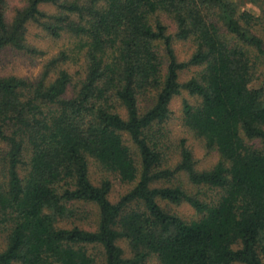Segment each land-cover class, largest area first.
I'll return each mask as SVG.
<instances>
[{"label":"trees","instance_id":"1","mask_svg":"<svg viewBox=\"0 0 264 264\" xmlns=\"http://www.w3.org/2000/svg\"><path fill=\"white\" fill-rule=\"evenodd\" d=\"M11 2L0 0V53L37 54L31 22L75 43L35 80L0 76V264H94L88 245L105 264H264L257 17L231 0H22L11 18ZM176 41L190 44L187 59ZM183 89L198 99L183 102L184 128L219 155L210 168L186 140L177 163L167 152L161 124ZM91 165L132 188L112 202V181L95 184ZM75 202L97 206L95 229L62 225ZM184 203L194 218L168 209Z\"/></svg>","mask_w":264,"mask_h":264},{"label":"rangeland","instance_id":"2","mask_svg":"<svg viewBox=\"0 0 264 264\" xmlns=\"http://www.w3.org/2000/svg\"><path fill=\"white\" fill-rule=\"evenodd\" d=\"M234 2L239 11H249L253 13L256 18V25L252 28V32H256L264 37V0H231ZM13 7L9 17L12 18L16 7L23 6L22 0H12ZM43 9H52L51 5H42ZM165 22L169 25V33L176 32V25L172 20L165 17ZM28 42L37 49V54H31L23 50L7 47L0 53V76L1 75H18L22 77L35 80L39 77L47 61L59 53L61 50H70L73 48L75 39L67 34L59 37L49 35L36 23L28 24L27 33ZM176 53L180 60H185L192 52V48L188 42H175ZM71 51V50H70ZM81 57V56H80ZM76 64L70 66L72 72L75 71ZM193 70H186L181 74L180 80L184 82L192 75ZM262 74L258 76L255 84L261 83L264 80V61L260 65ZM189 100L193 103L198 101L197 97L192 96L188 91L182 90L180 94L176 95L170 104V115L166 121L161 124L167 133V152L169 153L170 160L177 163L180 159V149L182 143L185 141V146L190 148L196 165L200 169L212 167L219 159L218 153L215 151H207L203 143L186 130L182 124V105L184 100ZM125 142L134 149V144L128 136H125ZM90 177L95 184H99L102 179L109 178L112 181V189L110 192V200L117 202L119 199L132 188L133 184L126 183L113 173L101 172L96 166H90ZM213 197L218 195V192L208 191ZM74 210V214L62 225L67 227L78 225L83 228L95 229L98 220V208L93 203L75 202L70 205ZM168 209L178 213L186 219L194 218L195 212L188 204L181 205H168ZM119 244L125 250V255L130 256L129 246L126 240H120ZM0 239V248H1ZM240 243L234 245V248H239ZM88 251L95 258L94 264H105L104 250L100 245H88ZM143 264H160L156 259H150ZM243 264V263H236Z\"/></svg>","mask_w":264,"mask_h":264}]
</instances>
